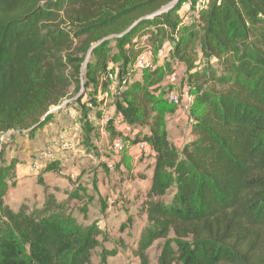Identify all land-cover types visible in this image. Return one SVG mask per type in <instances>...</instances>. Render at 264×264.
I'll return each instance as SVG.
<instances>
[{
  "label": "trees",
  "instance_id": "16d2710c",
  "mask_svg": "<svg viewBox=\"0 0 264 264\" xmlns=\"http://www.w3.org/2000/svg\"><path fill=\"white\" fill-rule=\"evenodd\" d=\"M171 1L0 0V264H90L97 232L77 227L52 192L44 190L39 208L5 203L17 165L5 155L7 133H38L82 78L105 88L109 61L132 68L140 52L134 36L178 25L187 0L147 18ZM198 19L174 44L185 54L198 39L205 61L189 75L191 90L181 89L192 95L181 147L169 141L167 101L146 74L115 101L123 122L142 129L134 142L154 153L146 223L132 254L135 264H152L157 242L155 264H264V0H208Z\"/></svg>",
  "mask_w": 264,
  "mask_h": 264
},
{
  "label": "rangeland",
  "instance_id": "374dc122",
  "mask_svg": "<svg viewBox=\"0 0 264 264\" xmlns=\"http://www.w3.org/2000/svg\"><path fill=\"white\" fill-rule=\"evenodd\" d=\"M191 1V6L178 11L175 29L156 24L132 38L143 49L142 36L148 35L150 65L146 71L135 65L122 66L120 60L109 61L102 73L108 84L105 88L85 86L82 78L79 88H70L69 97L49 109V123L38 133L31 137L7 133L13 138L7 141L5 155L17 165L5 203L14 209L21 203L39 208L44 190L52 192L57 201L64 202L66 214L77 227L97 232L90 264H135L132 249L146 223L142 202L154 153L147 143L134 142L142 129L129 127L116 112L119 92L146 74L147 86L167 101L164 119L169 141L181 147L189 137L191 117L173 106L169 95L182 88L191 90L189 75L201 71L205 62L198 52V39L185 54L174 49L178 36L199 27L200 9L193 3L196 0ZM108 48L114 50V43ZM82 70L83 75L84 65ZM153 70L156 76L149 75ZM116 139L121 141L118 149L113 147ZM156 243L149 249L152 264L159 255Z\"/></svg>",
  "mask_w": 264,
  "mask_h": 264
},
{
  "label": "built area",
  "instance_id": "2783aa9c",
  "mask_svg": "<svg viewBox=\"0 0 264 264\" xmlns=\"http://www.w3.org/2000/svg\"><path fill=\"white\" fill-rule=\"evenodd\" d=\"M185 5L191 6L192 2L191 0L185 1L182 6L180 7V11L182 7ZM208 6V0H196L195 1V7L198 9H203L207 8ZM142 40L145 42L144 47H140V52L136 57V64L135 66L137 67H148L150 65L149 62V53H147V48H148V35L145 34L142 36ZM170 101L178 106L182 111L187 112L189 109V106L192 102V95L189 93L188 89H183L179 92L171 93L169 96ZM113 147L115 149H118L121 147V141L116 139L113 142Z\"/></svg>",
  "mask_w": 264,
  "mask_h": 264
},
{
  "label": "water",
  "instance_id": "95a60500",
  "mask_svg": "<svg viewBox=\"0 0 264 264\" xmlns=\"http://www.w3.org/2000/svg\"><path fill=\"white\" fill-rule=\"evenodd\" d=\"M178 0H173V1H171L170 3H168L167 5H165V6H163L162 8H160L157 12H155L154 14H152L151 16H149V17H147V18H150V17H153V16H155V15H158V14H161V13H164V12H167L168 10H170L175 4H176V2H177ZM141 21V19L140 20H138V21H136V22H134L127 30H125V32L124 33H128V32H130L131 31V29L137 24V23H139ZM123 33V34H124ZM108 38H105L104 40H102V42L104 43L106 40H107Z\"/></svg>",
  "mask_w": 264,
  "mask_h": 264
},
{
  "label": "crops",
  "instance_id": "0c3cea01",
  "mask_svg": "<svg viewBox=\"0 0 264 264\" xmlns=\"http://www.w3.org/2000/svg\"><path fill=\"white\" fill-rule=\"evenodd\" d=\"M153 161H154V158H153Z\"/></svg>",
  "mask_w": 264,
  "mask_h": 264
}]
</instances>
